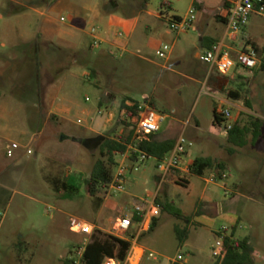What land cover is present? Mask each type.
<instances>
[{
    "label": "rangeland",
    "instance_id": "obj_1",
    "mask_svg": "<svg viewBox=\"0 0 264 264\" xmlns=\"http://www.w3.org/2000/svg\"><path fill=\"white\" fill-rule=\"evenodd\" d=\"M198 1L204 3L210 20L220 23L214 15L224 1ZM141 3L115 0L113 12L106 7L108 0H0V264H64L86 237L70 231V219L111 230L116 217L131 212L129 194L156 195L160 205L154 231L140 240L155 257L144 258L141 264H171L179 255L186 264H214L218 232L225 227L230 234L233 226L237 239L251 241L254 264H264V72L258 65L245 78L234 77L230 90L237 96L213 92L206 64L195 58V50L185 57L177 52L168 59L156 55L162 45L172 46L176 37L168 19H185L191 9L193 24L201 19L195 0H148L144 9ZM162 13L168 19H162ZM117 22H141L139 30L149 41L140 52L129 49L132 55L125 68L124 60L100 56L104 45L92 47L90 30L105 31L107 23L127 39L130 28H120ZM144 22H152L158 30L146 32ZM244 30L242 41L251 39L264 62V17H251ZM107 92L111 96L100 105L105 113L99 115L98 102ZM144 95L156 112L167 116L160 133L185 138L189 162L211 157L225 170L207 171L204 177L172 171L174 182L166 178L159 186L158 161H132L129 151L125 159L116 158L117 165L125 161L129 169L126 193L104 190L91 196L84 180L101 158L105 137L115 138L124 131L123 101L142 102ZM223 97L239 99L248 112L239 113L234 121L237 109L221 103ZM65 99L75 110L93 106L98 118L112 114L113 127L87 141L78 138L90 133L49 113L53 104ZM218 109L231 114L221 126L215 123ZM236 122L237 131L229 139L225 127ZM249 123L259 128L261 136L255 141ZM131 125L124 135L134 122ZM245 127L251 129L248 135ZM11 143L20 148L8 157L6 147ZM223 173L227 178L206 182L212 174ZM56 179H75L80 189L75 194L55 192ZM202 197L204 202L198 201ZM207 203L221 204L222 214L215 208L207 211ZM198 215L212 225L198 223ZM179 231L187 232L185 240H179Z\"/></svg>",
    "mask_w": 264,
    "mask_h": 264
},
{
    "label": "built area",
    "instance_id": "obj_2",
    "mask_svg": "<svg viewBox=\"0 0 264 264\" xmlns=\"http://www.w3.org/2000/svg\"><path fill=\"white\" fill-rule=\"evenodd\" d=\"M194 10L189 11V15L185 19H168L164 13L160 15L162 19H168L169 29L176 35L186 34L193 27L195 17L193 15ZM253 15L264 17V0H236L233 3L232 8L226 14L225 20L227 29L229 32L237 34L241 33L249 23L250 18ZM61 22L65 21V17L60 18ZM90 35L93 38L92 47L100 49L105 44V31L100 28L93 27L90 30ZM124 34L121 31L116 32V38H123ZM126 48H119L116 51V57L123 54ZM172 52V46L162 45L156 52V55L161 59H168ZM200 62L209 65L215 69L221 75L229 74L235 67H242L244 69L253 70L258 65V54L256 49L248 44L242 51H240L236 57L232 56L229 49L225 48L222 43H214L210 49L206 50L198 56ZM88 100V99H87ZM128 105L134 104L129 102ZM138 118L136 123V129L133 136V144L129 146V151L137 154L138 161L143 163L150 159L146 153L137 149V144L144 140H147L150 135H156L161 131L163 123L166 121L167 116L156 112L149 104L148 97L144 98V101L138 102L137 106ZM103 110L99 111V115H103ZM220 118L226 120L231 117L229 110H218ZM221 126V125H220ZM233 124H228L225 127L227 136L231 131ZM186 140L183 136H180L175 144L173 151L166 156L163 160L158 161V169L162 172L161 178H166L173 170H183L187 173L190 172L189 167L185 162L186 155ZM20 146L17 143H11L7 145L8 157H13ZM28 155L32 154L31 150H27ZM129 153V152H128ZM127 153V154H128ZM127 154L123 156L125 159ZM129 169L125 164V161H121L116 168L113 180L109 185L108 194L113 193H126V187L128 184ZM227 178L225 174L219 179L213 175L209 182H216ZM160 214V205L157 202L156 195H145L142 198H133L132 208L129 214H120L116 217L109 234L118 238H129L131 242V248L127 254L126 259L121 262L117 259H105L102 264H140L144 258L153 259L155 254L145 248H142L138 244L140 236L150 232L153 225V221ZM136 221L134 222V220ZM70 231L72 233L86 236L82 243L73 247L70 252L69 261L72 264H82V259L85 254L86 247L91 241V235L95 228H89V226L77 218H71L69 221ZM135 230V233L133 232ZM228 235V229L222 228L218 232V239L215 246L212 249V256L214 262L218 261L222 257L224 250V241ZM179 263L184 264L182 256H178L172 264Z\"/></svg>",
    "mask_w": 264,
    "mask_h": 264
},
{
    "label": "crops",
    "instance_id": "obj_3",
    "mask_svg": "<svg viewBox=\"0 0 264 264\" xmlns=\"http://www.w3.org/2000/svg\"><path fill=\"white\" fill-rule=\"evenodd\" d=\"M223 1H224L223 4L218 8L217 13L214 15L216 21L220 22L217 24V23L212 22L210 20V16L207 15L208 10L205 9L204 3L202 1L195 0V4H197L199 12H201L203 14L201 19H197V22H195V24H193V27L191 28V31L193 33H195L196 35H189V33L176 35V37L173 40V44H172L171 56H172V54L177 52L179 54V56L185 57L187 55V52L190 49H193V50H195V58L198 59V56L200 54H202L203 52H205L206 50L210 49L214 43H222L225 46V48L229 49L230 53L234 57H236L237 54L240 51H242L248 44H250L251 46H253V45L256 46V48H257L256 51L260 50L259 47H257V45L251 41V39L247 40L246 42L242 41L244 38V35L246 34L245 30L242 33H237V34H234V33H231L228 31L225 17H226V14L229 12V10L232 8L233 3L236 0H223ZM148 14L153 16V14H151V13H148ZM253 16H258V15H253ZM156 17L159 18L158 16H156ZM258 17H260V16H258ZM117 23H118L120 28H124L125 30H128L130 28V31H129L130 33L127 36V39H124V37L121 39L116 38V32H118V31L111 28L109 23H107L108 27L105 30V36H104L105 48L102 50V54L100 56H108V57H111V58H114L117 60H124L125 61L124 62L125 63L124 68H125L128 66L126 63L129 59V56L132 55L130 50L135 49V50H137V52H140L141 49L148 46L149 41L144 38L143 33L139 30V25L141 22H134V23L117 22ZM143 28L148 33H152L156 29L158 30V27L155 26L154 24H152V22H144ZM159 34H160L159 35L160 37L163 36L162 33H159ZM165 36H167V34ZM197 37H198V40L195 41V38H197ZM24 43L28 45L30 43V41L24 40ZM119 48H126V51L123 54H120L119 57H116V51ZM66 50H67V48H66ZM263 56H261L262 59L264 58ZM262 63H263V60L260 61L258 58V65H261ZM258 65H257V67H258ZM256 68H254L253 70H255ZM253 70L244 69L242 67H235L229 74L221 75L215 69L211 68L209 65L206 64L205 76L208 79L210 89L213 92L225 94V91H226V94H229L230 92H232L230 89L232 88L231 85L234 82V77H238V78L244 77L245 78L247 72H251ZM73 76H76V74H73ZM65 84L66 85L68 84L67 80H66V83L64 81L62 87H65ZM235 94H236L235 96H237L236 92H235ZM109 96H111V93L107 92L103 97H101V99L98 102L99 111L105 110V109H100V105L103 104L104 99L109 97ZM145 97H148V96L144 95V98ZM39 98L45 99V94L43 96L39 95ZM87 99H86V101H89V99L88 100ZM62 100H64V99H62ZM220 101L223 104H227L229 107H233V108L237 109V114L235 115L234 121H237V119L239 117V113H242V112L247 113L248 112L241 105V101L239 99H236V98L235 99H227V98L223 97ZM59 102L60 103H58V104L52 105L49 113L55 115L56 117H58L59 119L65 121V122H69V123L76 125L80 129H85L86 131H88L90 133V135L78 137L80 139L86 140L88 137H91L92 135L100 136L105 131H108L109 129H111V127H113V125H114V116L112 114L106 115L105 117L103 116L102 118H98L95 116L96 112H95V109L93 108V106H85V107L80 108L79 110L78 109L75 110L72 101L65 99L64 103H63V101H59ZM64 136L70 137V135H64ZM179 136H181V135H179ZM179 136L170 137V136L166 135L165 133H160V132L158 134H156V138L159 141H168V140L177 141ZM187 156H188V151L186 150V155H185L184 160L186 162V165L188 167H190V165L192 164V162L194 160L192 162H189ZM173 171H175V172L178 171V172H181L183 174H188L187 172H185L181 169L180 170H173ZM209 172L211 173L212 170ZM189 174H190V172H189ZM223 174H225V173H223ZM213 175L214 174H212V176ZM190 176H193V175L190 174ZM166 178H171L172 181L174 182L175 176H173V175H171V173H169ZM166 178L163 179V178L159 177L158 181H157L158 185L160 186L162 183H164ZM218 178L220 179V177H218ZM221 178H222V176H221ZM206 182L210 183L209 180H206ZM190 186L192 187L191 180H190L189 187ZM133 198H136V197L129 194V199H130L129 202H130L131 207H132ZM198 201L204 202V198L202 197ZM195 202H197V201H195ZM205 208L207 209V211H210L212 208H215L216 214H222V212H223V208H222L221 204H213V203L208 204L207 203L205 205ZM200 215H202V214H200ZM196 217H197V219H195V220L198 223L203 224L206 222L209 225H212V222L210 220H207L205 218V216L199 217V215H198ZM156 219L158 221V218H156ZM233 227L234 228L230 230V234L232 232H234V234H236L237 229L235 228V226H233ZM95 229H99V230L106 232V233L110 232V229H103V228L96 227V226H95ZM133 232L135 233V230H133ZM230 234H228V235H230ZM140 240H141V236L138 240L139 246L146 249V247H144L140 244ZM250 243H251V241H250ZM253 256H254V254H253ZM172 262H171V264H172ZM186 263H187V261L184 262V264H186ZM214 264H215V262H214Z\"/></svg>",
    "mask_w": 264,
    "mask_h": 264
},
{
    "label": "trees",
    "instance_id": "obj_4",
    "mask_svg": "<svg viewBox=\"0 0 264 264\" xmlns=\"http://www.w3.org/2000/svg\"><path fill=\"white\" fill-rule=\"evenodd\" d=\"M147 2L148 0H142L141 9L146 7ZM106 7L113 12L117 10L115 0H108ZM175 19L179 20L180 18ZM253 47L257 50L256 46L253 45ZM260 70L264 72V62L260 65ZM229 95L235 96L236 94L235 92H230ZM129 102L134 105H128ZM137 106V101L130 99H125L123 101L121 105L122 118L120 121L124 126V131L121 135L115 136V138L109 136L105 137L100 145L101 158L95 163L90 177L84 180L88 188V193L93 197L104 190L107 191L114 177V167H117L116 158L127 154L129 152V146L133 144V134L138 118ZM214 114L215 123L221 125L224 119L220 118L218 110H215ZM133 122L134 127L131 132L128 135H124L126 129L132 127L131 123ZM237 123L238 122L233 125L229 132V139H232L233 134L237 131ZM249 126L253 129V141L260 138L261 134L259 128L254 127L251 123H249ZM244 131L248 135L251 129L245 127ZM175 144V140L159 141L156 135H150L147 140L137 144V149L146 153L149 157L161 161L173 151ZM129 158L132 161L138 159L137 154L133 152ZM189 169L191 175L204 177L207 171L225 170V166L211 157H199L192 162ZM62 189L68 194H75L80 188L79 183L75 179H56L54 181L55 192H59ZM135 221L136 219L134 222ZM156 224L157 219L153 221L150 232L154 231ZM177 236L179 240L183 241L187 238V232L179 231L177 232ZM90 237L91 241L86 247L82 264H102L107 258L117 259L123 262L131 248V242L129 240L131 236H128L129 238H118L99 229H95ZM224 244L222 257L216 261L215 264H254V249L248 238L237 239L234 232H232L230 235L226 236ZM64 264L72 263L69 259H66Z\"/></svg>",
    "mask_w": 264,
    "mask_h": 264
},
{
    "label": "water",
    "instance_id": "obj_5",
    "mask_svg": "<svg viewBox=\"0 0 264 264\" xmlns=\"http://www.w3.org/2000/svg\"><path fill=\"white\" fill-rule=\"evenodd\" d=\"M87 141V140H86ZM85 143V142H84Z\"/></svg>",
    "mask_w": 264,
    "mask_h": 264
}]
</instances>
